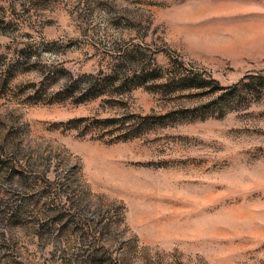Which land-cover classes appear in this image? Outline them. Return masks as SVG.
I'll use <instances>...</instances> for the list:
<instances>
[{"label": "rangeland", "instance_id": "rangeland-1", "mask_svg": "<svg viewBox=\"0 0 264 264\" xmlns=\"http://www.w3.org/2000/svg\"><path fill=\"white\" fill-rule=\"evenodd\" d=\"M0 264H264V0H0Z\"/></svg>", "mask_w": 264, "mask_h": 264}]
</instances>
